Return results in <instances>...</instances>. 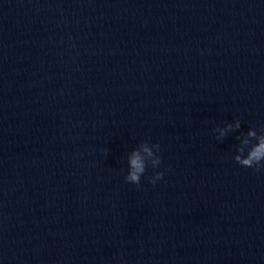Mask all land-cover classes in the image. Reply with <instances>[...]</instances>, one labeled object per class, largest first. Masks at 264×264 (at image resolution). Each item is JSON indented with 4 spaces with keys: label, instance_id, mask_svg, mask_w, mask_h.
Listing matches in <instances>:
<instances>
[{
    "label": "clouds",
    "instance_id": "1",
    "mask_svg": "<svg viewBox=\"0 0 264 264\" xmlns=\"http://www.w3.org/2000/svg\"><path fill=\"white\" fill-rule=\"evenodd\" d=\"M241 128V121L236 119L233 123L226 124L224 127L217 126L213 129L217 140H223L228 133L236 132ZM240 143L235 148V155L232 159L243 168L253 169L255 172H264V128L259 131L253 127L246 133H241L237 137ZM160 145L144 141L133 149L127 157L128 171L124 176V182L134 184L137 187L141 185V177L144 176L147 169L153 170L159 168L162 163V157L159 155ZM164 171H154L149 182L155 184L164 178Z\"/></svg>",
    "mask_w": 264,
    "mask_h": 264
}]
</instances>
